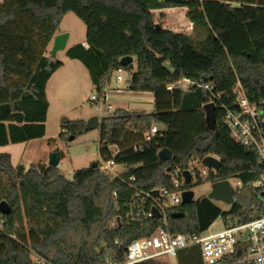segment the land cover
<instances>
[{"label": "trees", "instance_id": "trees-1", "mask_svg": "<svg viewBox=\"0 0 264 264\" xmlns=\"http://www.w3.org/2000/svg\"><path fill=\"white\" fill-rule=\"evenodd\" d=\"M171 7L186 8L191 35L155 28L152 11ZM68 12L84 24L86 47L74 45L66 54L86 68L94 91L102 92L122 67L129 74L127 89L151 93L154 108L151 113L115 110L101 118L99 157L107 160L106 145H117L115 161L126 165L122 180L101 175L92 165L67 180L57 167H13L10 156L0 153V202L11 208L0 215V264H38L32 255L52 264H104L105 250L121 262L127 244L160 226L155 218L142 224L122 220L109 228L113 218L126 213L130 178L132 185L150 190L166 182L168 166L184 168L208 155L219 160V171L198 184L236 179L242 189L227 212L206 197L175 208L167 214L168 230L200 234L218 218L249 221L261 215L264 186L245 185L258 181L264 166L230 140L218 110L215 130L206 127L205 91L183 90L176 83L209 82L216 92L230 94L238 82L249 101L264 100V0H0V147L44 136L45 85L62 66L46 52ZM123 57H132L135 68L120 66ZM168 84L174 85L170 91ZM16 112L23 116L21 124L14 122ZM84 124L62 121L58 139L76 138ZM152 124L163 127L161 136L143 153L129 151ZM162 149L171 157L160 158ZM176 264H200L198 248L181 250Z\"/></svg>", "mask_w": 264, "mask_h": 264}, {"label": "built area", "instance_id": "built-area-1", "mask_svg": "<svg viewBox=\"0 0 264 264\" xmlns=\"http://www.w3.org/2000/svg\"><path fill=\"white\" fill-rule=\"evenodd\" d=\"M203 1V0H196ZM124 70L119 67L115 72V81L122 82ZM181 89L197 87L205 91L209 100L206 104H212L215 111L221 113V119L229 138L240 145L247 152L254 153L264 166V100L253 103L248 100L241 85L237 82L230 94L216 92L214 85L209 82L197 83L182 79L176 83ZM173 84L166 85L168 91ZM89 102L98 110V116L113 112L108 103L105 92H96L90 96ZM163 127L152 124L144 133L142 140L132 144L128 150L138 154L143 153L150 143L161 136ZM100 144L98 143V148ZM109 158L96 164L101 175L115 179H121L122 172H116L115 167L126 168L124 164H117L115 158L120 154V149L115 144L106 145ZM202 160H191L186 167L170 165L164 170L166 182L150 190H142L131 182L128 184L131 190L130 197L126 200L124 217H115L109 223L113 229L122 220L130 224H142L145 221L159 219L160 226L149 236L131 241L124 248L123 260L116 262L114 258L106 259L104 264H153L152 261L162 257L176 259L181 250L196 247L200 264H264V212L249 221H233L226 219L224 227L217 231H206L200 234L171 233L167 226V214L181 206L182 194L191 190L192 186L204 182L209 173L214 171L207 169ZM169 169V171H167ZM189 177V183H185L183 173ZM234 180V184H231ZM234 191L243 187L236 179L228 180ZM245 186L262 188L264 186V174L254 183ZM157 195H154V192ZM210 228V227H209ZM118 244V242H115ZM38 264H52L45 260H37Z\"/></svg>", "mask_w": 264, "mask_h": 264}, {"label": "rangeland", "instance_id": "rangeland-1", "mask_svg": "<svg viewBox=\"0 0 264 264\" xmlns=\"http://www.w3.org/2000/svg\"><path fill=\"white\" fill-rule=\"evenodd\" d=\"M163 18L158 13L153 14V21L157 24ZM186 23L189 22L185 17V12L181 8L170 10L167 12L166 27L164 29L175 33H184L187 30ZM59 31L69 34V40L66 48L57 52L54 56L51 55V49L46 52L47 58L63 64L46 86L48 101L45 121L46 136L42 140L31 143L30 148H35L36 158L42 155L40 150L41 144H44L46 151L51 150L59 152V154L61 153L62 158L57 166L58 171L65 179L71 180L75 171L87 169L93 163L100 161L98 154V130L83 131L79 136L74 137L72 141H68V138L67 141H60L58 135L61 132L62 121H83L85 123L90 117L94 115L98 116L99 113L97 108L93 107L89 102V98L94 93V90L86 68L78 60L69 59L66 54L70 47L80 44L85 39V26L73 13L68 12L61 20ZM114 77L115 74L112 75L113 82L115 81ZM122 77L124 82L120 85L121 87L126 84L128 76L124 72ZM114 106L117 107L116 105ZM98 118L101 121L99 116ZM37 164L46 165L44 163H33L32 165ZM115 171L120 173L123 171V168L117 166L115 167ZM230 182L234 184V180ZM210 184L203 183L192 186L193 200L206 197L210 192ZM241 189L236 190L234 198ZM214 204L224 212L229 211L231 207L219 202H214ZM225 222L226 219L218 218L212 223L209 230H220L224 227ZM104 256L109 259L110 252L105 250ZM31 258L34 261L39 260L33 255ZM152 262L153 264H176V259L162 257Z\"/></svg>", "mask_w": 264, "mask_h": 264}, {"label": "crops", "instance_id": "crops-1", "mask_svg": "<svg viewBox=\"0 0 264 264\" xmlns=\"http://www.w3.org/2000/svg\"><path fill=\"white\" fill-rule=\"evenodd\" d=\"M181 8L182 11L185 12L186 14V8L184 7H171V8H165V9H160V10H154L152 11V14L158 13L160 17H164L163 20L158 24L162 29H164L166 26V18H167V12L170 10L174 9H179ZM189 22V21H188ZM157 24V23H155ZM162 24V25H160ZM187 24V30L184 33L185 35H191L192 34V25L191 23H186ZM167 30V29H164ZM170 31V30H169ZM173 32V31H172ZM58 33H64L63 31H58ZM175 33V32H174ZM69 40V34H68V39L67 43ZM66 43V45H67ZM51 44L52 40L49 43L47 47V51L51 49ZM84 47H86L85 44V39L80 43ZM133 59V58H132ZM52 60V59H51ZM54 61V60H53ZM135 60L133 59L132 65L134 66ZM63 66V64H62ZM61 66V67H62ZM61 67L59 69H61ZM57 69L51 77L48 79L46 85H45V96H46V86L52 76L59 70ZM127 74V79H126V84L121 87L120 85L124 82L123 77H122V82H116L112 81V77L110 78L107 86L104 88L103 92L107 94L108 97V103L112 106L113 111L115 110H123L128 113H151L154 108V100H153V95L149 92H137V91H130L127 89V80L129 79V74ZM93 87V86H92ZM94 90V87H93ZM47 100V96H46ZM48 102V101H47ZM116 105L117 107H115ZM121 105V106H120ZM125 106V107H123ZM46 121V119H45ZM45 126V123H44ZM99 132V129H98ZM46 134L42 138L38 139H33L25 143H18V144H9L3 147H0V153H5L10 156L11 164L13 167H16L18 165L23 166L26 170L28 169V166H30L33 163H44L48 165V160H49V155L50 153L54 151H46V148L44 144L40 145V150L42 152V155L40 157L36 158L35 157V148H30L31 143L37 140H42ZM61 154V153H60ZM61 161V159H60ZM59 161V163H60Z\"/></svg>", "mask_w": 264, "mask_h": 264}, {"label": "water", "instance_id": "water-1", "mask_svg": "<svg viewBox=\"0 0 264 264\" xmlns=\"http://www.w3.org/2000/svg\"><path fill=\"white\" fill-rule=\"evenodd\" d=\"M171 2H182L183 0H168ZM155 28L159 29L160 26L158 24H155ZM68 39L67 33H58L53 36L52 38V44H51V55H55L57 52L62 51L66 48V43ZM133 59L132 57H123L119 61L120 66H126L127 64L132 63ZM203 111L205 113V124L206 127L210 131L215 130V107L212 104H205L203 106ZM12 117L14 119V122L16 124H21L23 122V116L21 113L16 112L12 114ZM160 128L161 126L158 125ZM100 128V120L98 116L94 115L90 117L84 124V132L92 131V130H98ZM74 139L73 136L68 137V141H72ZM158 156L160 158H169L171 157V152L166 149H162L159 151ZM60 161V154L59 152H54L50 154L49 160H48V167L56 168ZM202 164L209 170L214 171V173H217L219 171L220 162L219 160L214 156H206L202 159ZM92 167H96V163L92 164ZM169 171V169L167 170ZM183 176L185 178V183H189V177L186 172L183 173ZM235 191L233 187L231 186L230 182L228 180H222L217 181L210 184V192L206 196V198L212 202H219L222 204H225L227 206H232L235 202L234 198ZM154 195H157V192H154ZM194 198L193 192L191 190H188L182 194V202L181 206L187 205L191 203ZM11 211L10 206L5 202H0V215H8ZM181 213H175L173 217L181 216ZM148 264V263H146Z\"/></svg>", "mask_w": 264, "mask_h": 264}]
</instances>
